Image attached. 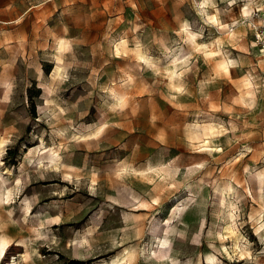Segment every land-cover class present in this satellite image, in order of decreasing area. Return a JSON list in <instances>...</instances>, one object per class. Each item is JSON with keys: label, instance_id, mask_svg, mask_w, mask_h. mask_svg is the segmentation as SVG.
<instances>
[{"label": "rangeland", "instance_id": "374dc122", "mask_svg": "<svg viewBox=\"0 0 264 264\" xmlns=\"http://www.w3.org/2000/svg\"><path fill=\"white\" fill-rule=\"evenodd\" d=\"M254 1L0 0V264H264Z\"/></svg>", "mask_w": 264, "mask_h": 264}, {"label": "bare ground", "instance_id": "6f19581e", "mask_svg": "<svg viewBox=\"0 0 264 264\" xmlns=\"http://www.w3.org/2000/svg\"><path fill=\"white\" fill-rule=\"evenodd\" d=\"M251 2H255V1H254V0H245V2H244L245 7H244V9H243V13H244L245 15H248L249 12H250ZM209 18L212 19V21L216 22V23L219 25V27H220V29H221L222 31H224V30L227 29V28L233 30V28H230V23H226V22H222V21H220V19H219V17H218L217 14L209 15ZM124 42H126V41L123 40L122 43H124ZM62 44H63V43H62ZM119 44L121 45V43H119ZM119 44H118V45H119ZM63 46H64V44H63ZM230 60L233 61L232 58H231ZM225 62H226L225 67L227 68V67H228V62H227V60H225ZM172 63H173V62H172ZM148 64L153 65V66H157V63L155 62V60H152V59H148ZM59 69H60V68H58V70H59ZM166 69H167V71H168V73H169L171 79H173V78H175V77H177V76L180 75L176 64H173V65L170 64V65H168V66L166 67ZM0 139H1V138H0ZM0 143L3 144V143H4V140L1 139V140H0ZM8 244H9V241H8V240H6L5 238H1V237H0V254L4 251L5 247H6ZM131 253H132L131 250H130L128 247H125V248H124L122 251H120V252L117 254V256L114 258V260H113L114 263H115V262H119L120 260H123V259L129 257V256L131 255ZM165 254H166V250H164V246L159 250L158 253H156V255H157L159 258H161V259L165 256ZM207 259H208L209 263H212V264L215 263V262H217V261L219 260L218 257H217L216 255H214V254H210V255H208ZM16 263H17V262H16Z\"/></svg>", "mask_w": 264, "mask_h": 264}, {"label": "built area", "instance_id": "2783aa9c", "mask_svg": "<svg viewBox=\"0 0 264 264\" xmlns=\"http://www.w3.org/2000/svg\"><path fill=\"white\" fill-rule=\"evenodd\" d=\"M252 26L256 35V42L264 48V11L257 13V18L253 20Z\"/></svg>", "mask_w": 264, "mask_h": 264}, {"label": "trees", "instance_id": "16d2710c", "mask_svg": "<svg viewBox=\"0 0 264 264\" xmlns=\"http://www.w3.org/2000/svg\"><path fill=\"white\" fill-rule=\"evenodd\" d=\"M34 113H35V112H34ZM74 263H75V264H79V262H78V261H74Z\"/></svg>", "mask_w": 264, "mask_h": 264}]
</instances>
